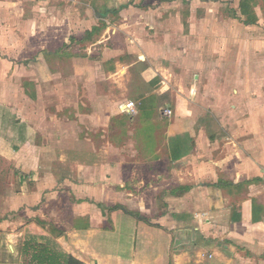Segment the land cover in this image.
I'll list each match as a JSON object with an SVG mask.
<instances>
[{
  "label": "crops",
  "instance_id": "0c3cea01",
  "mask_svg": "<svg viewBox=\"0 0 264 264\" xmlns=\"http://www.w3.org/2000/svg\"><path fill=\"white\" fill-rule=\"evenodd\" d=\"M104 1L0 0V264H264V0Z\"/></svg>",
  "mask_w": 264,
  "mask_h": 264
},
{
  "label": "rangeland",
  "instance_id": "374dc122",
  "mask_svg": "<svg viewBox=\"0 0 264 264\" xmlns=\"http://www.w3.org/2000/svg\"><path fill=\"white\" fill-rule=\"evenodd\" d=\"M54 2V5L57 9L59 10H67L68 12H73V10L76 11V9H80L79 12L81 14H83V6H87L85 4H90V5H96L100 10L102 9V7L104 6L103 4L105 3L104 0H53ZM83 2L85 4H83ZM57 5V6H56ZM76 8V9H75ZM82 8V9H81ZM82 10V11H81ZM218 11V8H215V9H212L211 12H213V14L211 13V16L214 18V23L212 24V26H214V30L216 29L217 31H222V22H221V18L220 17L222 15V13H219L217 12ZM79 12L76 14L78 15ZM73 13H71L70 15H72ZM75 15V14H74ZM71 20V18H70ZM72 22V20H71ZM245 24V23H244ZM244 24H237L240 26V28L242 27V29H246V30H249V32H251L252 30H257L258 31V34L261 33L262 36H264V25H262V27H255V26H246V28L243 27ZM218 26V28H217ZM245 26V25H244ZM236 29V27L234 28ZM251 30V31H250ZM72 51H75V54H80L79 56H85L87 55V53L84 52L83 48H81L80 50H77V49H74ZM58 60V59H57ZM55 61V63L57 64V66L60 68V65L63 62H72L73 60L71 58H66V56H63V58H60L59 61ZM60 63V64H59ZM261 77H262V83L264 84V75H263V70H262V73H261ZM232 101V100H231ZM245 110H261V115H262V118L260 119V126L262 127L261 128V136H262V140L264 142V89L262 91V96H261V103H254V102H249L248 101H245ZM264 147V145H263ZM264 149V148H263Z\"/></svg>",
  "mask_w": 264,
  "mask_h": 264
},
{
  "label": "built area",
  "instance_id": "2783aa9c",
  "mask_svg": "<svg viewBox=\"0 0 264 264\" xmlns=\"http://www.w3.org/2000/svg\"><path fill=\"white\" fill-rule=\"evenodd\" d=\"M60 58H63V56H60L57 59L59 60ZM66 58H70V57H67L66 56ZM70 67H71V62H68V65H67L66 68L61 69V68H59L57 66L56 63H55V67L54 68L56 69V71L58 73H60V72L61 73H67L69 71ZM122 111L123 112H126L127 111L130 114V116H132V117L135 116L137 114V112H138L135 101H129V102H127L124 106H122ZM163 113L165 115H167V116H171L173 114V110L171 108L167 107V108L163 109ZM204 216H206V213L203 214V217ZM205 255L206 254H204V253L201 254V256H205ZM209 256L210 257H213L212 254H209Z\"/></svg>",
  "mask_w": 264,
  "mask_h": 264
},
{
  "label": "trees",
  "instance_id": "16d2710c",
  "mask_svg": "<svg viewBox=\"0 0 264 264\" xmlns=\"http://www.w3.org/2000/svg\"><path fill=\"white\" fill-rule=\"evenodd\" d=\"M28 245H29V244H28ZM28 245H27V247H28ZM42 250H43L44 253L46 252V248H44V249H42ZM26 251H27V250H26ZM27 252H28V251H27ZM47 254L50 255L49 260H51V261H49L48 264H58V262L55 261V257L58 255V253L53 252V251H51V250L49 249V250H47ZM42 264H43V263H42ZM59 264H62V263H59Z\"/></svg>",
  "mask_w": 264,
  "mask_h": 264
},
{
  "label": "water",
  "instance_id": "95a60500",
  "mask_svg": "<svg viewBox=\"0 0 264 264\" xmlns=\"http://www.w3.org/2000/svg\"><path fill=\"white\" fill-rule=\"evenodd\" d=\"M53 61V60H52Z\"/></svg>",
  "mask_w": 264,
  "mask_h": 264
}]
</instances>
